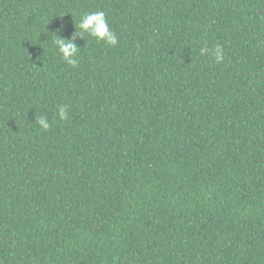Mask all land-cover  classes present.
<instances>
[{"label":"trees","instance_id":"obj_1","mask_svg":"<svg viewBox=\"0 0 264 264\" xmlns=\"http://www.w3.org/2000/svg\"><path fill=\"white\" fill-rule=\"evenodd\" d=\"M0 264H264V0H0Z\"/></svg>","mask_w":264,"mask_h":264}]
</instances>
